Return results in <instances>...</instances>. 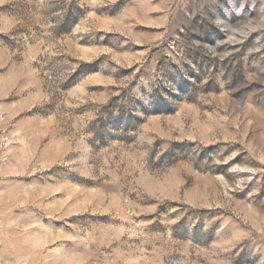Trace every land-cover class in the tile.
Returning <instances> with one entry per match:
<instances>
[{
    "label": "rangeland",
    "instance_id": "obj_1",
    "mask_svg": "<svg viewBox=\"0 0 264 264\" xmlns=\"http://www.w3.org/2000/svg\"><path fill=\"white\" fill-rule=\"evenodd\" d=\"M0 264H264V0H0Z\"/></svg>",
    "mask_w": 264,
    "mask_h": 264
}]
</instances>
